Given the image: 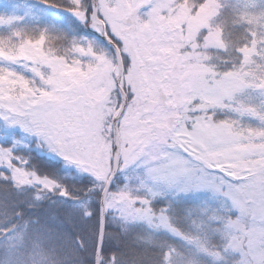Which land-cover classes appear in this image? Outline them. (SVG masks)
<instances>
[{
  "label": "snow or ice",
  "instance_id": "6c2138e0",
  "mask_svg": "<svg viewBox=\"0 0 264 264\" xmlns=\"http://www.w3.org/2000/svg\"><path fill=\"white\" fill-rule=\"evenodd\" d=\"M0 264H264V0H0Z\"/></svg>",
  "mask_w": 264,
  "mask_h": 264
}]
</instances>
